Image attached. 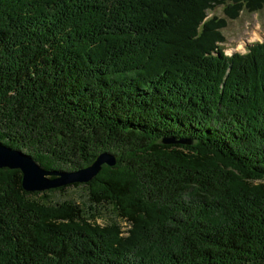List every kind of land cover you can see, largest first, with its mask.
Wrapping results in <instances>:
<instances>
[{
	"label": "trees",
	"instance_id": "trees-1",
	"mask_svg": "<svg viewBox=\"0 0 264 264\" xmlns=\"http://www.w3.org/2000/svg\"><path fill=\"white\" fill-rule=\"evenodd\" d=\"M262 9L0 0V141L49 170L118 156L40 192L0 168V264H264V42L220 45L230 20ZM82 185L89 205L53 198ZM107 204L120 221L98 222Z\"/></svg>",
	"mask_w": 264,
	"mask_h": 264
},
{
	"label": "water",
	"instance_id": "water-1",
	"mask_svg": "<svg viewBox=\"0 0 264 264\" xmlns=\"http://www.w3.org/2000/svg\"><path fill=\"white\" fill-rule=\"evenodd\" d=\"M161 142L164 144H194V141L190 139L175 137H164ZM117 161L118 156L115 153L103 151L92 163L82 168L49 170L43 167L30 153L0 141V167L20 169L23 188L29 192H40L74 183H88L101 172L103 165L115 166Z\"/></svg>",
	"mask_w": 264,
	"mask_h": 264
},
{
	"label": "rangeland",
	"instance_id": "rangeland-1",
	"mask_svg": "<svg viewBox=\"0 0 264 264\" xmlns=\"http://www.w3.org/2000/svg\"><path fill=\"white\" fill-rule=\"evenodd\" d=\"M214 13L220 16L224 15L222 7H218L214 11H209L210 15ZM224 34L226 36V40L222 42L221 48L224 51V49H227V47H232L234 51H230H233V53L244 52L249 44L255 41L264 40V9L253 13L248 11L241 12V15L237 19L229 21L228 25L224 28ZM256 35L257 38L254 39L252 36ZM239 45H243L244 48L242 49L239 47ZM53 198L56 201L73 199L77 203H83L87 205L91 203L88 198V191L83 185L79 187L70 186L64 192H56L54 193ZM114 219L120 221V219L115 216L112 206L107 204L101 207L100 216L98 218V222L100 224H107ZM122 223L126 226L124 228L130 227L127 221L123 220Z\"/></svg>",
	"mask_w": 264,
	"mask_h": 264
},
{
	"label": "bare ground",
	"instance_id": "bare-ground-1",
	"mask_svg": "<svg viewBox=\"0 0 264 264\" xmlns=\"http://www.w3.org/2000/svg\"><path fill=\"white\" fill-rule=\"evenodd\" d=\"M254 39L257 38V35L256 36H252ZM239 47L243 48L244 46L243 45H239Z\"/></svg>",
	"mask_w": 264,
	"mask_h": 264
}]
</instances>
